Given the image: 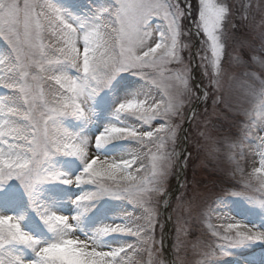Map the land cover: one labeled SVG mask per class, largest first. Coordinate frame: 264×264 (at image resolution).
Wrapping results in <instances>:
<instances>
[{
  "label": "snow or ice",
  "instance_id": "1",
  "mask_svg": "<svg viewBox=\"0 0 264 264\" xmlns=\"http://www.w3.org/2000/svg\"><path fill=\"white\" fill-rule=\"evenodd\" d=\"M233 8L232 0H0V264H165L156 229L174 203L172 264H188L181 253L196 226L211 241L193 246L196 264L264 246V223L233 209L264 220V27L252 28L257 75L235 46ZM196 68L208 81L203 91ZM238 72L245 79L234 104L224 85ZM201 97L217 117L223 105L238 128L224 140L239 190L210 203L198 187L177 193L170 183L187 163L186 104ZM212 123L206 116L205 141ZM249 153L259 166L246 172ZM61 188L76 193L68 212Z\"/></svg>",
  "mask_w": 264,
  "mask_h": 264
},
{
  "label": "rangeland",
  "instance_id": "2",
  "mask_svg": "<svg viewBox=\"0 0 264 264\" xmlns=\"http://www.w3.org/2000/svg\"><path fill=\"white\" fill-rule=\"evenodd\" d=\"M62 3L70 4L71 0H61ZM195 2V0H193ZM234 4L233 8V21H232V31L235 37V46L237 47L238 52L240 53L242 59L247 62L246 70L249 72H256L257 75L260 74L259 66L254 64L251 60L252 57H259L261 55L260 42L258 40V36L256 32L252 31L253 26L257 29L264 27V24L261 22V11L262 7H264V0H232ZM247 18V19H245ZM154 23H160L159 20H155ZM188 27L193 26V22L191 19L186 21ZM187 31V29H185ZM193 30V29H192ZM194 33V31H193ZM201 39H206V37L197 36V46H199V41ZM255 40L256 43L249 46L251 41ZM187 42V39H185ZM244 42V46L240 47V43ZM2 47V45H0ZM204 52L201 53L203 55ZM185 57H187V52H185ZM210 55V52H208ZM196 64H199V57L195 58ZM245 68H241L242 72ZM203 69L196 68L195 75L197 80V86L201 88V90H205L203 85L208 83L207 78H203V84H200L202 77ZM237 80H228L224 87L226 89V98L230 96L232 103H239L242 99L241 93L243 91L242 81H244V77L237 73ZM126 81L130 86L139 87L140 82L136 80L135 77L126 76ZM200 101V105L196 109L195 104ZM251 107V106H249ZM196 109V111H193ZM207 109V113L205 112ZM193 111V116L191 117V121L189 123V127L187 128V132L185 135V139L182 138V143L186 151L187 163L185 170V177L182 181L180 188L177 193L184 192L188 189L198 187L200 194L206 199L207 202H211L217 196L221 194H225L226 192L238 191L239 189L234 185L239 180V176L236 177L235 180L231 179V174L229 172L230 165L228 163L227 157L231 154L228 149L227 143L224 140V137L232 136L237 134V121L233 118V114L230 112H225L223 105L218 110L220 115L219 117L212 115L213 113V102L211 99H208L207 102H204V97H201L200 100L193 99L192 104H186L185 108V121H183V129L184 125L187 122L190 112ZM211 116L213 121L212 124L207 125L208 133L210 139L205 141L201 136L200 132L205 128V117ZM252 116L254 118H258V113L253 112ZM260 135H264V133H259ZM246 148V146H245ZM240 149L235 148L232 151L238 152ZM211 153V154H210ZM244 166L246 172H251L253 165L259 166V156L249 153L246 160L241 161ZM70 171L72 169H69ZM198 181V185L195 182ZM171 186L174 189L176 186V170L174 171L171 180ZM65 201L64 206L61 210L68 212L70 210L68 197L75 196V192L61 188L58 190ZM188 195L191 196V191H188ZM244 207V208H243ZM243 208V209H242ZM163 209V208H162ZM175 209V211L173 210ZM234 214L241 219H247L251 222L255 223H264V220L261 219V215H256L253 209H248L243 205H233ZM258 211V210H257ZM181 212L179 209H176L175 203L172 206V209H169V217L165 216L161 210L160 216V225H163V229L160 226H157L156 229V240L157 247H161V240L163 246V234L165 222L167 219H170L171 224V239H170V247L172 251V258L176 260V252L174 249L175 244V225H176V217L180 215ZM31 219V217H30ZM209 235L206 234L205 231L199 227H193L186 238V247L181 255L185 258L188 264H196L197 261H200L202 257L198 254L196 249L193 247L197 243L200 244H211L209 240ZM251 249L250 251H252ZM240 254V255H238ZM248 255V256H245ZM159 258L163 259L166 263V259L163 251L159 254ZM214 258H228L234 264H242L244 259L254 258L256 261H260L264 259V249L255 250L252 253L245 252L237 253L235 257H224L217 255L215 257H209V260ZM140 259V257H137ZM147 254H143V261H147Z\"/></svg>",
  "mask_w": 264,
  "mask_h": 264
},
{
  "label": "bare ground",
  "instance_id": "3",
  "mask_svg": "<svg viewBox=\"0 0 264 264\" xmlns=\"http://www.w3.org/2000/svg\"><path fill=\"white\" fill-rule=\"evenodd\" d=\"M179 176V175H178ZM166 210V208H163V211H165ZM166 214V213H165Z\"/></svg>",
  "mask_w": 264,
  "mask_h": 264
}]
</instances>
